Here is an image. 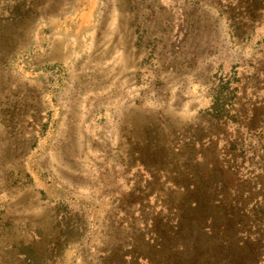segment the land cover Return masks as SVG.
<instances>
[{"label": "rangeland", "instance_id": "1", "mask_svg": "<svg viewBox=\"0 0 264 264\" xmlns=\"http://www.w3.org/2000/svg\"><path fill=\"white\" fill-rule=\"evenodd\" d=\"M234 204L264 264V0H0V264H234Z\"/></svg>", "mask_w": 264, "mask_h": 264}, {"label": "trees", "instance_id": "2", "mask_svg": "<svg viewBox=\"0 0 264 264\" xmlns=\"http://www.w3.org/2000/svg\"><path fill=\"white\" fill-rule=\"evenodd\" d=\"M259 206H263V204L259 203ZM245 209L246 206L241 204H234L230 206V212L227 215V227L229 231V237L226 246L228 250L233 251L234 258L232 262L234 264H259V259L262 253L259 248V240H251V232H247V236L244 240H239L235 238L236 226L239 225V223L241 222V214L246 212ZM255 213L256 214H254L253 217L251 215V218H253L251 220L252 226L254 223L264 222V212H262L261 210ZM230 230L232 234H230ZM225 232L227 233V230H225Z\"/></svg>", "mask_w": 264, "mask_h": 264}]
</instances>
